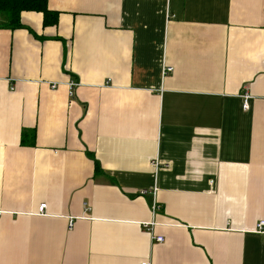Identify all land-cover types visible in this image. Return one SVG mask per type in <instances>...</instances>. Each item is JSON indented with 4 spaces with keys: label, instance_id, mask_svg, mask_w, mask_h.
Segmentation results:
<instances>
[{
    "label": "crops",
    "instance_id": "1",
    "mask_svg": "<svg viewBox=\"0 0 264 264\" xmlns=\"http://www.w3.org/2000/svg\"><path fill=\"white\" fill-rule=\"evenodd\" d=\"M46 3L0 29V264H264V0Z\"/></svg>",
    "mask_w": 264,
    "mask_h": 264
},
{
    "label": "trees",
    "instance_id": "2",
    "mask_svg": "<svg viewBox=\"0 0 264 264\" xmlns=\"http://www.w3.org/2000/svg\"><path fill=\"white\" fill-rule=\"evenodd\" d=\"M46 4V0H0V29H21L20 15L23 12L41 14L44 26L55 25L56 15L47 10ZM23 136L24 135H22V137ZM101 175L102 171L99 164L94 161V176L98 177Z\"/></svg>",
    "mask_w": 264,
    "mask_h": 264
},
{
    "label": "built area",
    "instance_id": "3",
    "mask_svg": "<svg viewBox=\"0 0 264 264\" xmlns=\"http://www.w3.org/2000/svg\"><path fill=\"white\" fill-rule=\"evenodd\" d=\"M172 71L171 68H166V69H163V74L164 73H170ZM77 85L74 84V83H69L68 84V96L69 98H72L73 97V90L74 88L76 87ZM241 100H242V109L243 111H247L248 110V103H249V100H250V97L247 95V93H243L241 95ZM145 192H142L141 194H144ZM45 209V205H40L39 208H38V212L39 213H42L43 210ZM151 210H152V213L153 215L159 211V208H158V205L156 204H153L152 207H151ZM153 226V223H148V224H144L143 227L146 229V230H149L150 228H152ZM264 221H259L255 227V232L258 233V234H262L264 235ZM155 242L157 243H161L163 241L162 237H153L152 238ZM142 264H146V263H142Z\"/></svg>",
    "mask_w": 264,
    "mask_h": 264
}]
</instances>
